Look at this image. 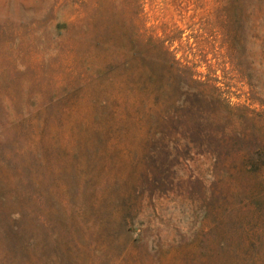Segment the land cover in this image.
Segmentation results:
<instances>
[{"label": "rangeland", "instance_id": "1", "mask_svg": "<svg viewBox=\"0 0 264 264\" xmlns=\"http://www.w3.org/2000/svg\"><path fill=\"white\" fill-rule=\"evenodd\" d=\"M0 264H264V0H0Z\"/></svg>", "mask_w": 264, "mask_h": 264}]
</instances>
